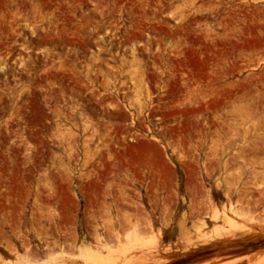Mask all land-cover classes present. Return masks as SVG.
Wrapping results in <instances>:
<instances>
[{
  "label": "rangeland",
  "instance_id": "1",
  "mask_svg": "<svg viewBox=\"0 0 264 264\" xmlns=\"http://www.w3.org/2000/svg\"><path fill=\"white\" fill-rule=\"evenodd\" d=\"M264 264V0H0V264Z\"/></svg>",
  "mask_w": 264,
  "mask_h": 264
},
{
  "label": "bare ground",
  "instance_id": "2",
  "mask_svg": "<svg viewBox=\"0 0 264 264\" xmlns=\"http://www.w3.org/2000/svg\"><path fill=\"white\" fill-rule=\"evenodd\" d=\"M23 264V263H22Z\"/></svg>",
  "mask_w": 264,
  "mask_h": 264
}]
</instances>
